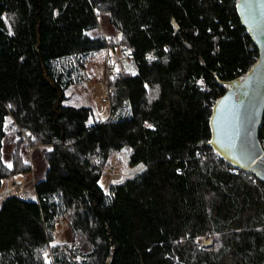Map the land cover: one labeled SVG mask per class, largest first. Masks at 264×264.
Returning a JSON list of instances; mask_svg holds the SVG:
<instances>
[{
    "label": "trees",
    "instance_id": "1",
    "mask_svg": "<svg viewBox=\"0 0 264 264\" xmlns=\"http://www.w3.org/2000/svg\"><path fill=\"white\" fill-rule=\"evenodd\" d=\"M236 3L0 0V187L44 159L32 196L0 199V264H264V182L209 143L258 56ZM106 48L128 64L100 118L67 90ZM103 169L123 176L105 189Z\"/></svg>",
    "mask_w": 264,
    "mask_h": 264
},
{
    "label": "water",
    "instance_id": "2",
    "mask_svg": "<svg viewBox=\"0 0 264 264\" xmlns=\"http://www.w3.org/2000/svg\"><path fill=\"white\" fill-rule=\"evenodd\" d=\"M236 10L258 56L212 106L209 143L221 158L264 182V149L258 138L264 112V0H237Z\"/></svg>",
    "mask_w": 264,
    "mask_h": 264
},
{
    "label": "rangeland",
    "instance_id": "3",
    "mask_svg": "<svg viewBox=\"0 0 264 264\" xmlns=\"http://www.w3.org/2000/svg\"><path fill=\"white\" fill-rule=\"evenodd\" d=\"M99 26L96 29V33L105 35L106 37L111 34V27L107 22L106 15H99ZM110 54L114 63V70L120 65H123L122 62H125V65L128 64L127 60L124 59V54L119 50L117 52L106 48L103 52V56L88 60L85 62V65L79 69V78L73 83L67 90V95L69 96V102L74 104H88L91 105L94 109V112L100 118L107 117L109 114V109L107 104L101 100L103 94L102 82L105 79V64L106 56ZM127 62V63H126ZM32 147L29 148L26 153L27 161L30 164L31 174L28 179H22V177L15 176L12 180L5 179L2 182L0 187V199L9 192H18L22 195H33V179L35 180L38 175L41 174L44 168V159L40 151L32 153ZM116 156L113 158V163H115ZM123 173H117L112 175L111 172H108L107 169H103V175L100 178V184L106 189L109 182L114 179H120ZM13 181H21V186L19 187L17 183ZM61 235L65 237L64 229L60 230ZM211 238H204V242L210 241Z\"/></svg>",
    "mask_w": 264,
    "mask_h": 264
},
{
    "label": "built area",
    "instance_id": "4",
    "mask_svg": "<svg viewBox=\"0 0 264 264\" xmlns=\"http://www.w3.org/2000/svg\"><path fill=\"white\" fill-rule=\"evenodd\" d=\"M102 37L104 38H107L104 34L102 35ZM113 69H114V63H113V60H112V57L110 54H107L106 56V64H105V79H104V82H102V86H103V94L101 96V100L106 103L109 107H110V88H109V76L113 73ZM204 238H209V237H204ZM202 238V241H201V245H209L211 243V240L208 241V242H204ZM73 246V244L71 245ZM50 254V253H49ZM51 255V254H50ZM49 255V256H50Z\"/></svg>",
    "mask_w": 264,
    "mask_h": 264
},
{
    "label": "snow or ice",
    "instance_id": "5",
    "mask_svg": "<svg viewBox=\"0 0 264 264\" xmlns=\"http://www.w3.org/2000/svg\"><path fill=\"white\" fill-rule=\"evenodd\" d=\"M148 127H151V125H148ZM8 167L10 168V167H12V165L9 163L8 164Z\"/></svg>",
    "mask_w": 264,
    "mask_h": 264
}]
</instances>
